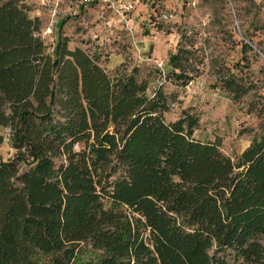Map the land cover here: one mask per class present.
Returning a JSON list of instances; mask_svg holds the SVG:
<instances>
[{"label": "trees", "instance_id": "obj_1", "mask_svg": "<svg viewBox=\"0 0 264 264\" xmlns=\"http://www.w3.org/2000/svg\"><path fill=\"white\" fill-rule=\"evenodd\" d=\"M30 11L0 0V128L13 148L0 155V264H264V100L260 129L226 154L194 136L196 112L165 117L174 98L161 84L70 48L67 17L46 43ZM218 79L232 99L256 91L234 71Z\"/></svg>", "mask_w": 264, "mask_h": 264}, {"label": "rangeland", "instance_id": "obj_2", "mask_svg": "<svg viewBox=\"0 0 264 264\" xmlns=\"http://www.w3.org/2000/svg\"><path fill=\"white\" fill-rule=\"evenodd\" d=\"M24 1L30 15L40 18L42 34L52 19L67 17L61 33L70 48L99 53L107 69L137 67L147 78L149 91L161 84L174 98L165 117L175 118L182 108L196 112L194 136L219 140L224 153L236 155L260 129L264 0H139L129 12L117 6L124 3ZM56 27L43 34L46 43L55 42ZM182 31L193 35V45L172 70L168 58L176 52ZM231 71L254 82L256 91L230 98L218 75ZM0 155L3 159L13 155L9 139L0 144Z\"/></svg>", "mask_w": 264, "mask_h": 264}, {"label": "built area", "instance_id": "obj_3", "mask_svg": "<svg viewBox=\"0 0 264 264\" xmlns=\"http://www.w3.org/2000/svg\"><path fill=\"white\" fill-rule=\"evenodd\" d=\"M139 0H67V3H105L112 5L113 3H124L119 6V8H124L126 11H131L133 9V4L138 3ZM54 3H62V0H55ZM52 15H55V10L52 11ZM57 23L56 20H51L48 26L43 30V34H50L52 32L53 26ZM10 132L9 128H5L4 139H9Z\"/></svg>", "mask_w": 264, "mask_h": 264}]
</instances>
